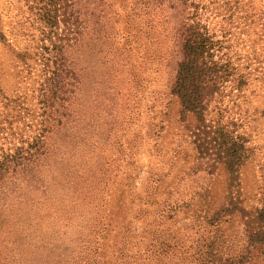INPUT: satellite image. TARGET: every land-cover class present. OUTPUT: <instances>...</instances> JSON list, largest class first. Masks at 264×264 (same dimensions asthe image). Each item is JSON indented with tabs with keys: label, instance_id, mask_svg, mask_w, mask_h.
Wrapping results in <instances>:
<instances>
[{
	"label": "rangeland",
	"instance_id": "rangeland-1",
	"mask_svg": "<svg viewBox=\"0 0 264 264\" xmlns=\"http://www.w3.org/2000/svg\"><path fill=\"white\" fill-rule=\"evenodd\" d=\"M182 1L171 19L164 0H69L67 25L49 0H0V161L47 139L30 162L37 176L18 168L0 178V264H209L214 235L242 238V217L212 225V212L264 200V0ZM54 15L59 22L47 21ZM192 21L233 67L208 113L222 108V121L249 139L232 185L222 165L187 175L196 118L181 116L170 86L179 25ZM54 44L81 77L56 104L62 134L45 114ZM238 76L247 83L234 84Z\"/></svg>",
	"mask_w": 264,
	"mask_h": 264
},
{
	"label": "trees",
	"instance_id": "trees-1",
	"mask_svg": "<svg viewBox=\"0 0 264 264\" xmlns=\"http://www.w3.org/2000/svg\"><path fill=\"white\" fill-rule=\"evenodd\" d=\"M56 8V11L63 10L62 22L67 25L73 21L68 19L65 6L69 0H49ZM74 1V0H73ZM167 7L173 10L169 18L177 19L180 16L178 11L185 1L164 0ZM164 5L163 0H156V5ZM169 4V6H168ZM59 5L60 9H57ZM72 5V4H71ZM81 12V11H76ZM49 16V15H48ZM46 18V17H45ZM77 16V21H78ZM57 22V15L50 16L49 20ZM168 20V17H167ZM59 22V21H58ZM78 24V23H77ZM78 26V25H77ZM178 26V25H177ZM178 28V27H177ZM180 53L181 58L177 62L176 73L170 86V93L175 95L181 104V116L186 119L187 114H194L195 125L188 127L192 133L193 149L196 152L195 164L190 167L188 176L195 175L199 171L213 173L219 166H224L229 174L230 184L237 183L240 179V170L250 157V146L248 138L244 133L236 129L237 122L222 121V108L217 110V118L209 117V109L216 99H221L222 89L226 82L230 81L233 74V67L225 62L222 57L217 58L219 49L214 36L209 33L206 27L194 21L182 23L180 26ZM79 30V28L77 29ZM83 31V30H82ZM52 69L46 80V89L49 91V98L46 104L45 114L51 119L52 129L65 130L68 126L63 123L66 114L56 104L69 99V87L78 85L80 82L79 67L69 58L68 48L64 45L54 44L51 48ZM51 58V56H50ZM125 60L119 58V65L123 66ZM238 87L247 83V79L238 76L232 79ZM74 89H70V93ZM63 135H68L65 133ZM47 143L45 137L34 141L27 149H20L13 156V159L4 157L0 161V178L9 171L21 169L37 176V171L31 159L38 158L43 154V147ZM33 170V171H32ZM6 172V173H5ZM5 173V174H4ZM177 188V187H176ZM179 196V193H178ZM167 201V200H166ZM164 201L163 203H165ZM242 201H229L212 212L214 221L212 225L221 223V218L226 216H240L245 221V229L241 239L237 235L224 233L225 242H220L221 236L214 235V242L209 245V264H250L256 260L264 261V200L257 207L248 209L241 204ZM176 207H170L168 211H174ZM225 216V217H224ZM227 239V242H226ZM217 243V244H216ZM237 245H234V244ZM233 246L227 250V245ZM225 248V249H223Z\"/></svg>",
	"mask_w": 264,
	"mask_h": 264
}]
</instances>
